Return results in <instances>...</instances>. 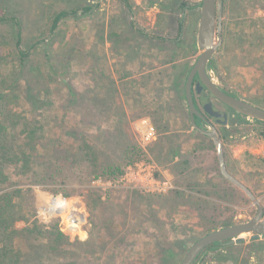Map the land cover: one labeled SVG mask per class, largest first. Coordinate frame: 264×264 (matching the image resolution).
<instances>
[{
    "label": "rangeland",
    "instance_id": "obj_1",
    "mask_svg": "<svg viewBox=\"0 0 264 264\" xmlns=\"http://www.w3.org/2000/svg\"><path fill=\"white\" fill-rule=\"evenodd\" d=\"M19 1L27 45L48 38L28 66H37L39 74L24 73L21 81L24 86L29 78L48 90L34 113L47 152L31 172L7 169L14 185H3L0 194L22 188L24 200L15 202L28 220L64 231L65 241L51 251L55 261L179 264L200 237L256 214V204L221 173L215 142L193 126L183 95L187 74L203 52L202 0ZM62 9L78 15L51 33L50 16ZM223 15L224 41L210 74L264 107V0H225ZM9 29L0 24V37ZM50 63L55 72H47ZM30 109L19 110L25 116ZM144 117L154 123L156 139L141 134ZM216 125L229 170L264 205V122L234 114ZM130 146L141 147L157 177L173 187L152 192L108 178L96 181L106 166H125ZM53 162L59 171L49 166ZM16 225L25 229L28 222ZM254 240L249 233L232 249L217 246L195 264H264L262 250L249 252ZM257 240L264 243V236ZM34 246L40 248L38 241Z\"/></svg>",
    "mask_w": 264,
    "mask_h": 264
},
{
    "label": "trees",
    "instance_id": "obj_2",
    "mask_svg": "<svg viewBox=\"0 0 264 264\" xmlns=\"http://www.w3.org/2000/svg\"><path fill=\"white\" fill-rule=\"evenodd\" d=\"M19 2V0H0V24L10 27L8 35L0 37V187L6 184L14 185L7 169H18L22 174L31 172L35 165H40L43 153L47 152L46 145L40 142L44 133L34 113L37 111L36 105L39 103V98L46 95L48 90L34 87V83L29 78L24 86L21 81L27 77L23 78L24 73L39 74L37 66L31 68V71L28 70V66L37 45H46L48 38L41 37L27 45L23 34V22L17 14ZM90 9V6L84 7L85 11ZM77 12L76 9L54 11L50 16V32L55 33L63 20L71 16L76 17ZM2 49L5 50L4 54ZM55 69V66L50 63L47 72H55ZM211 70L216 71L213 58L208 64V71L211 72ZM225 90L232 93L228 89ZM28 105L33 109L24 116L19 109ZM253 120L264 122L259 119ZM196 121L199 123L201 119L196 116ZM129 149L131 154L126 164L147 158L141 147L130 146ZM49 166H56L58 171L59 167L61 168L58 162L55 164L53 162ZM124 168L125 166H106L101 174L117 176L123 173ZM53 175L54 173L48 174L45 180H49ZM21 191L22 188L13 187L0 194V264H71L66 261H55L51 253L55 244L60 246L65 241L64 231L51 222L39 219L30 222L24 209L15 202L17 198L23 202L24 194ZM19 220H25L28 226L25 229L19 228L16 225ZM36 241L40 248L34 246ZM217 246L232 249L235 244H218L211 249H217ZM249 248L251 254L256 250L264 252V243L255 239ZM201 258L203 256L199 257Z\"/></svg>",
    "mask_w": 264,
    "mask_h": 264
},
{
    "label": "water",
    "instance_id": "obj_3",
    "mask_svg": "<svg viewBox=\"0 0 264 264\" xmlns=\"http://www.w3.org/2000/svg\"><path fill=\"white\" fill-rule=\"evenodd\" d=\"M223 14H225L224 0H202L198 44L200 48L203 49V52L187 74L188 77L185 83L186 100L194 127L203 134L210 136L215 142L221 173L226 179L237 185L249 196L256 204L257 212L246 221L221 227L200 237L189 247L179 264H195L200 256H203L204 253L215 245H230L241 242L249 233H253L254 239L264 236V205L258 199L257 195H255L256 193L252 188L229 170L223 137L220 135L216 123L208 119L199 110L194 98V81L198 75L199 91H201L203 87H206L214 97L223 101L239 114L264 121V107L227 92L219 83L214 81L213 76L208 71L209 62L224 41ZM205 108L210 115L217 117L219 123H227L228 115L215 110L212 102H208ZM196 116H199L202 121L198 123L196 121ZM221 116L225 118L222 119L220 118ZM206 123L209 124V127H207Z\"/></svg>",
    "mask_w": 264,
    "mask_h": 264
},
{
    "label": "built area",
    "instance_id": "obj_4",
    "mask_svg": "<svg viewBox=\"0 0 264 264\" xmlns=\"http://www.w3.org/2000/svg\"><path fill=\"white\" fill-rule=\"evenodd\" d=\"M139 127L145 139L151 140L157 138L156 127L150 118H142L139 121ZM107 178L110 179L112 183H124L129 186L141 187L152 192H161L168 187H173V185L170 184L171 182L167 180L162 181L157 177L155 164L147 158H141L126 164L123 173L117 176L108 177L101 174L96 181L103 182Z\"/></svg>",
    "mask_w": 264,
    "mask_h": 264
},
{
    "label": "flooded vegetation",
    "instance_id": "obj_5",
    "mask_svg": "<svg viewBox=\"0 0 264 264\" xmlns=\"http://www.w3.org/2000/svg\"><path fill=\"white\" fill-rule=\"evenodd\" d=\"M198 83H199V77L198 75L196 76L195 78V81H194V98H195V103L197 105V107L199 108V110L208 118L210 119L212 122L214 123H219L217 121V117L215 116H212L210 115L209 112L206 111V104L208 102H212L213 103V107L215 110H218L222 113H226L228 115V122L231 121V117L234 116V114H239L238 112H236L233 108H231L230 106H228L227 104H225L223 101H221L220 99L214 97L210 91L206 88V87H203L201 91L198 90ZM184 94L186 96V93H185V89H184ZM235 95V94H234ZM206 96H210L209 98ZM215 99H217L219 102H221L222 104V107H220L216 102H215ZM189 108V106H188ZM189 115H190V110H189ZM191 117V115H190ZM199 117V116H198ZM200 118V117H199ZM220 118L224 119L225 117L224 116H221ZM201 119V118H200ZM202 121V119H201ZM207 124V127H208V123ZM219 124H226V123H219ZM202 135H204L205 137H208L210 139H212L210 136L206 135V134H203L201 132ZM213 140V139H212Z\"/></svg>",
    "mask_w": 264,
    "mask_h": 264
}]
</instances>
